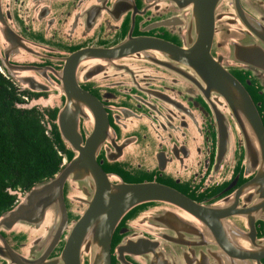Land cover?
Instances as JSON below:
<instances>
[{"label":"water","instance_id":"water-1","mask_svg":"<svg viewBox=\"0 0 264 264\" xmlns=\"http://www.w3.org/2000/svg\"><path fill=\"white\" fill-rule=\"evenodd\" d=\"M137 1L140 6L134 0H0V73H7L20 89L43 94L28 103H15V108L39 111L45 134L52 137L51 126L55 127V138L65 151L53 175L27 189H5L14 199L0 212V259L4 264H111V257L114 264H131L114 248L109 252L118 219L155 194L180 202L171 189L125 184L103 171L98 141L106 126L105 112L84 90V83L99 71V65L91 67L98 61L92 57L121 58L119 72L125 80L129 74L146 71L144 62L148 64L154 55L169 53L183 63L186 74L200 75L202 87L210 93L227 98L239 93L240 104L258 105L235 77L245 76L243 83L256 88L264 103V0ZM150 2H154L153 9ZM148 6L154 13L152 21H140L142 29L127 33L115 47L85 46L67 54L58 50L62 62L57 69L22 64L36 62L33 57L45 53L44 46L23 39L22 29L40 30L43 39L64 43L70 30L100 24V20L115 22L112 16L118 12L127 16L147 11ZM161 29L173 35L177 45L151 35ZM26 45L29 52L21 48ZM7 47L15 53L13 58L5 54ZM88 69L93 75L89 79L83 76ZM255 128L264 141L258 122ZM255 241L260 242L255 251L233 258H241L244 264H264V237ZM16 256L24 260L18 261ZM231 257L222 252L206 259L226 264ZM128 258L136 264L147 263L143 255ZM167 262L172 264L171 259Z\"/></svg>","mask_w":264,"mask_h":264},{"label":"flooded vegetation","instance_id":"flooded-vegetation-1","mask_svg":"<svg viewBox=\"0 0 264 264\" xmlns=\"http://www.w3.org/2000/svg\"><path fill=\"white\" fill-rule=\"evenodd\" d=\"M153 3H149L152 9ZM149 6L127 16L118 12L112 16L115 22L100 20L70 30L64 43L43 39L40 30L22 29L23 39L45 47L44 54L33 57L36 62L22 64L57 69L62 62L58 50L67 54L85 46L115 47L127 33L142 29L140 21H152ZM151 35L177 45L164 29ZM21 48L30 50L27 45ZM5 54L13 58L15 53L7 47ZM154 56L144 62L146 71L129 74L125 80L119 72L121 58L92 57L98 61L91 67L99 65V71L84 83V90L105 112L106 126L98 141L103 171L125 184L171 189L180 200L155 194L134 204L118 219L109 252L114 248L131 264L136 262L128 256L138 255L146 256V264H164L162 256L165 264L168 259L172 264H217L206 258L225 252L232 256L226 264H244L233 255L252 253L260 243L255 240L264 237V141L255 128L258 122L264 133V103L256 88L243 83L245 76L235 75L252 100L260 102L251 108L240 104L239 93L229 98L210 93L202 87L200 75L186 74L183 63L169 53ZM89 69L83 75L87 79L93 76ZM3 76L22 103L43 95L20 89L7 73Z\"/></svg>","mask_w":264,"mask_h":264},{"label":"trees","instance_id":"trees-1","mask_svg":"<svg viewBox=\"0 0 264 264\" xmlns=\"http://www.w3.org/2000/svg\"><path fill=\"white\" fill-rule=\"evenodd\" d=\"M21 97L0 73V212L11 206L5 189H27L53 175L65 152L55 136L45 134L35 109H18ZM51 117V114H48Z\"/></svg>","mask_w":264,"mask_h":264},{"label":"rangeland","instance_id":"rangeland-1","mask_svg":"<svg viewBox=\"0 0 264 264\" xmlns=\"http://www.w3.org/2000/svg\"><path fill=\"white\" fill-rule=\"evenodd\" d=\"M15 103L18 104L19 102H15ZM15 103H14V107H16V106H15Z\"/></svg>","mask_w":264,"mask_h":264}]
</instances>
